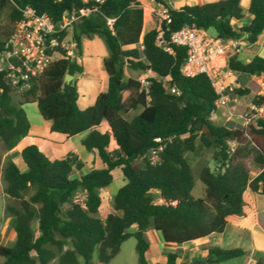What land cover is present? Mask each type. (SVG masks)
<instances>
[{
  "label": "trees",
  "instance_id": "16d2710c",
  "mask_svg": "<svg viewBox=\"0 0 264 264\" xmlns=\"http://www.w3.org/2000/svg\"><path fill=\"white\" fill-rule=\"evenodd\" d=\"M150 1L169 9L171 23L157 24L145 35V10L139 0H105L99 13L75 27L73 40L78 56H82L84 38L102 39L109 52L104 60L108 90L100 93L91 107L82 110L78 106L75 78L83 66L68 58L60 47L48 54L57 52L62 57L51 61L39 77L31 80V87L20 94L6 74L0 73L2 151L12 150L29 135L31 125L23 106L36 102L41 117L51 122L52 132L69 137L88 132L81 144L103 165L82 174L84 163L78 155L51 160L36 145L22 152L26 173L6 158L2 177L8 202L4 210L14 219L15 243L0 245V264H51L54 260L59 264H109L130 237L136 240L137 264H148V230L155 229L165 243L180 247L227 232L228 220L243 213L248 189L264 196V120L249 121L244 127L213 122L211 117L219 112L220 95L205 74L189 78L181 73L187 49L171 43L174 33L188 27L211 30L214 37L225 42L246 35L247 44H254L264 32V0H251L248 12L252 19L241 27L237 23L246 20L242 0L184 5L178 10L170 9L165 0ZM83 6L80 0H0V11H8L13 25L27 7L38 15L46 14L56 24L67 12ZM106 18H117L113 31L105 25ZM12 31L7 39L0 40V55ZM160 32L171 52L157 45ZM136 45L142 50L124 49ZM222 59L234 76H264V57L255 56L244 63L238 52L230 49ZM126 67L149 74L148 88L144 89L138 79L124 80ZM67 76L73 81L68 83ZM236 84L237 96L250 94L246 86L240 87L238 81ZM172 88L180 95L171 93ZM263 104L264 96L252 99L255 107ZM135 109L142 112L127 120L125 116ZM104 121L110 132L99 130ZM158 137L172 138L160 154V163L136 166L156 146ZM111 139L115 150L111 149ZM229 142L234 143V150ZM200 148L216 149L218 164L215 170H201L205 191L195 199L191 194V163L186 155ZM245 160L262 168L254 179L249 177L251 168ZM116 169L121 170L126 184L112 198L113 212L102 219L101 191L112 185ZM77 172L79 176L73 178ZM30 190L33 192L27 198L25 194ZM79 192L85 194V205L72 203ZM133 227L137 231L129 232ZM245 254L240 248L212 247L205 258L193 264L226 263ZM96 256L97 263H93ZM179 260L177 253H170L161 264H178Z\"/></svg>",
  "mask_w": 264,
  "mask_h": 264
},
{
  "label": "crops",
  "instance_id": "0c3cea01",
  "mask_svg": "<svg viewBox=\"0 0 264 264\" xmlns=\"http://www.w3.org/2000/svg\"><path fill=\"white\" fill-rule=\"evenodd\" d=\"M147 1L150 2L149 6L152 11L159 9V7L161 6L154 3L153 1ZM210 1L215 2L219 0H165V3L170 9L178 10L184 5H201ZM250 3L251 0H242L240 2V5L246 15V20L243 23H237L238 27L243 26L245 23H248L252 19V16L248 12ZM145 27L146 20L144 23V28ZM155 27L156 26H154L153 28ZM153 28H150L148 32ZM144 32L147 33V31L145 30ZM246 37L247 36L244 35L240 40L241 48L238 52L240 61L248 63L255 56L264 57V32L259 36L257 42L254 44H247ZM86 41L87 39L84 40V43H86ZM238 77L239 76H234L233 73H231V76L226 78L225 83L231 85L235 89L237 87L236 82ZM259 82H262L261 84L264 88V76H253L250 79H247L246 87L250 90V94L244 97L236 95L228 103V105H234L235 109L227 108L228 105L220 107L219 112L211 117L212 121L215 123L217 122V124L220 121V123L226 126L230 124L233 125L235 122L239 124V127H244L246 123H243L242 116L245 114L247 109L238 108H240L242 105H244L245 107H251L253 98L259 95L264 96V90L260 91V85L258 84ZM77 86L79 88V108L84 110L88 107L93 106L95 102L92 104L89 102L88 94L86 93L85 88L78 83ZM23 108L26 111L25 113L31 125L29 135L21 139L18 145L10 151H2L0 149V195H2V197L4 198L2 213L3 229L0 230L1 242H4V233L12 234V240L13 235H15L13 232L14 219L12 216L7 215L4 210V207L8 202V197L4 193V181L2 177V168L4 166L6 158L10 157V159L16 164L20 172L26 173L28 171V167L23 161L22 152L27 146L36 145L40 149V151L51 160L62 158L64 159L72 153L78 155L79 159L84 163V166L80 172L82 174H87L92 169H100L103 167L101 160L97 157V155L95 153L87 152V150L81 144L82 140L87 136L88 132L79 134L74 137H69L63 134L64 140L61 141H54L50 138L36 135V131L40 128H43L44 126V122L41 121L44 119L39 113L40 111L38 108V104L36 102L28 103L25 104ZM31 115L36 116L37 121L35 123L31 120ZM99 130L101 132L111 131L110 127L105 121L102 122ZM56 134L57 132H53L52 136H58ZM261 169H259L258 172L253 175L252 179H254L259 174ZM117 171H119V173L121 174V183L118 186L111 188L113 187L112 183L110 187L101 191L103 204L101 210H99V216L102 219H105L107 215L113 212L114 209L112 207V198L117 193V191L126 184V180L124 179V176L120 169H116L115 171H113V177L115 172ZM78 176L79 172L74 174L73 178ZM245 195L246 197L244 196L243 213L239 216H233L228 220L227 232L223 234H212L211 236L203 240H197L178 247V245H168L167 243H165L162 237L163 235L160 232L155 231V229L148 230L145 235L149 243V249L147 251L148 264L164 263L167 260L168 254L170 253H177L179 255L180 260L178 261V264H193L194 261L198 260L199 258H205L208 254V249L212 247H220L225 249L240 248L246 253L244 256L238 259L218 264H256L258 260L264 261V196L260 194H253L251 190L245 192ZM159 202L162 201L160 200ZM133 228L135 229L131 233H135L137 231V227ZM2 245L5 244L2 243ZM55 262L56 260L52 261L51 264H54ZM93 263H97V256L94 257Z\"/></svg>",
  "mask_w": 264,
  "mask_h": 264
},
{
  "label": "built area",
  "instance_id": "2783aa9c",
  "mask_svg": "<svg viewBox=\"0 0 264 264\" xmlns=\"http://www.w3.org/2000/svg\"><path fill=\"white\" fill-rule=\"evenodd\" d=\"M85 6L72 12H67L58 22H52L46 14L38 15L35 10L27 7L22 11L23 16L18 20L12 34L6 40L5 50L0 55V73H5L13 88L20 93L31 87V80L39 77L45 68L52 61L53 56L48 54L60 47L66 52L68 58L74 59L76 53V42L73 40V31L85 19L99 13V6L105 0H80ZM158 22L171 23V15L168 8L160 6L158 9ZM117 18H106L105 25L113 31V25ZM65 34L63 40L61 36ZM171 43L187 49V60L182 65L181 73L189 78L200 74L208 76L216 92L220 95L217 101L218 107L226 106L232 100L231 93L227 90L235 91L231 85L226 84V78L231 76V71L223 65L222 58L225 53L234 49L239 52L241 48L240 40L235 39L222 41L212 36L209 31L183 27L171 37ZM157 45L163 47L164 51L171 52L163 41V32L157 38ZM61 55V54H59ZM165 81V80H163ZM144 89L149 83L147 77L140 80ZM171 93L180 95L176 88H172ZM264 120V104L259 107L252 105L249 114L246 115L245 123L252 120ZM172 138L156 139V146L153 147L140 160L151 164H159L160 154L165 149L167 142ZM85 194L77 193L73 204L85 205Z\"/></svg>",
  "mask_w": 264,
  "mask_h": 264
},
{
  "label": "rangeland",
  "instance_id": "374dc122",
  "mask_svg": "<svg viewBox=\"0 0 264 264\" xmlns=\"http://www.w3.org/2000/svg\"><path fill=\"white\" fill-rule=\"evenodd\" d=\"M139 2L141 3L142 7L145 10L146 27L144 28V30L148 32L150 28H153L154 26L157 25L158 9L152 11L149 6L150 2H148L147 0H142V1L140 0ZM9 16L10 15L7 10L0 11V40L7 39L8 35L10 34L11 30L14 27L13 23L10 21ZM209 33L212 36L214 35V32L211 30H209ZM145 34L146 32H144L143 35ZM84 40H86V38L83 39V43H84ZM83 43H82V56H78L77 53H75L74 55V59H76L77 62L83 66L82 67L83 71L81 74L76 76L75 82L85 88V91L88 94L89 102L92 104L95 102V100L97 99L100 93L108 90V77L104 70L105 68L104 58H106L109 55V52L105 45L106 43L100 38L87 39L86 43L84 44ZM134 47L138 48L140 51L142 50L141 45L124 47V49L126 50V49H131ZM61 57H62L61 55L55 54L52 58V61L58 60ZM141 58L142 60H144L143 57ZM222 63L225 66L223 59H222ZM148 75L149 74H146V77H148ZM144 77L145 75L138 71H133L128 67L125 68L124 80L128 78H134V79L141 80ZM163 82L167 83V80ZM261 83L262 82H259L258 84L260 85V91H263L264 88L262 87ZM227 92L231 93L232 98L236 96L235 92H232L231 90H227ZM259 96H262V95H259ZM227 108L235 109L234 105L232 104H229ZM238 109H247L245 114L242 116L243 123H244L246 121L245 120L246 115L249 114L250 112V106L245 107L244 105H242ZM141 112H142V109L132 110L125 116V118L127 120H131L135 116H139ZM31 120L35 123L37 121L36 116L31 115ZM41 121L44 122V126L43 128H40L39 130L36 131V135H41L43 137L50 138L51 140H54V141L64 140L63 134L57 133L56 135L58 136H52L53 132H51L50 130V126H51L50 122H46L44 120H41ZM218 124H222V123H220L219 121ZM233 125L235 127H239L238 123L234 122ZM228 146L230 147L231 150L235 149L234 143L229 142ZM111 149L115 150L114 141L112 139H111ZM216 152L217 150L214 148H211V149L200 148V149H197L194 153H187L186 155L187 159L191 163V171H192V176L194 178V189L192 190L191 194L193 198L195 199L201 198L203 196V192L205 191L204 183L200 180L201 170L204 167H209L210 169L215 170V168L217 167L218 162L216 161V157H215ZM247 162H248V166L251 168L249 177L250 179H252L253 175L257 173L258 170L261 169V167L254 164L253 161H247ZM144 164H146L145 161L138 160L136 163V166L142 168ZM121 179L122 177L119 171L115 172L113 187L111 188L118 186L121 183L120 182ZM32 192L33 190L28 191L25 194V196L28 198ZM244 196L246 197L245 193H244ZM3 205H4V198L2 197V195H0V230L3 229V226H2ZM134 229L135 228H130L128 231L133 232ZM4 238H5L4 242L0 241L1 243L0 245H2V243L8 246L14 245L15 235H13V240H12V234L4 233ZM137 259H138V254L136 251V240L130 237L122 243L120 253L117 255L116 258L112 259V261L109 264H137ZM54 264H59V263L56 260Z\"/></svg>",
  "mask_w": 264,
  "mask_h": 264
},
{
  "label": "water",
  "instance_id": "95a60500",
  "mask_svg": "<svg viewBox=\"0 0 264 264\" xmlns=\"http://www.w3.org/2000/svg\"><path fill=\"white\" fill-rule=\"evenodd\" d=\"M73 77L67 76V82L70 83L72 81ZM240 87H245L247 83V79L243 76H239L237 79Z\"/></svg>",
  "mask_w": 264,
  "mask_h": 264
}]
</instances>
